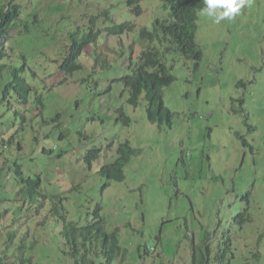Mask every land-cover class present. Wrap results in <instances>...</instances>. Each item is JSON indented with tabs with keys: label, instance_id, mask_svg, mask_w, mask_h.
<instances>
[{
	"label": "rangeland",
	"instance_id": "374dc122",
	"mask_svg": "<svg viewBox=\"0 0 264 264\" xmlns=\"http://www.w3.org/2000/svg\"><path fill=\"white\" fill-rule=\"evenodd\" d=\"M22 1L28 6L38 3L42 17L61 38L78 25L84 31L94 26L102 32L85 48L81 72L68 76L61 86L59 74L46 81L57 91L50 103L58 102V109L66 110L68 136L42 138L39 133L40 147L25 161L28 171L49 182L46 189L65 193L62 202L69 220L84 225L101 205L108 230L120 228L125 248L115 264H192L191 240L201 242V226L217 232L220 200L225 199L227 211L219 218L231 217L228 204H239L234 183L245 191L254 184L250 208L255 219L242 235V247L255 242L264 232V0H250L233 20L219 24L198 14L201 65L195 70L178 51L166 53L164 61L176 77L165 88L172 114L157 123L151 121L145 103H129L130 92L114 79L136 68L143 49L140 29L151 28L158 18L169 19V0H140L141 15L129 0ZM5 2L0 0V7ZM123 22L131 23L132 30L112 34L106 29ZM91 79H100V85ZM85 86L89 93L82 91ZM80 94L88 96L81 106L70 103ZM121 109L131 116L129 125L119 119ZM52 113L53 109L48 115ZM127 140L141 151L126 165V179L104 188L106 178L96 172L104 161L115 159ZM95 148L102 154L89 169L86 157ZM52 207L51 201L34 208L27 201L4 203L2 210L8 212L0 227H35L30 231L41 240L39 264H72L54 250L53 244L62 243L63 222L55 224ZM164 218L173 221L163 223ZM211 245L215 248L217 242ZM261 249L264 253V243Z\"/></svg>",
	"mask_w": 264,
	"mask_h": 264
},
{
	"label": "trees",
	"instance_id": "16d2710c",
	"mask_svg": "<svg viewBox=\"0 0 264 264\" xmlns=\"http://www.w3.org/2000/svg\"><path fill=\"white\" fill-rule=\"evenodd\" d=\"M138 1L129 0L128 5L140 15L142 7ZM167 6L170 8L169 19L158 18L151 28L140 29L143 49L136 68L132 73L114 79L122 82L130 92L132 106L146 104V112L154 123L172 114L165 102V88L172 85L176 77L164 61L166 53L178 51L193 62L195 70L199 69L204 55L196 39L197 18L205 7L204 0H170ZM41 12L38 3L28 6L22 0H6L0 7V220L3 223L8 212L2 210L4 203L27 201L34 208L46 207L51 201L55 224L63 222L62 243L53 244L56 254L62 253L72 264H115L125 253V248L121 243L120 228L108 230L103 207L98 205L94 218L84 225L69 220L62 202L65 193H51L46 189L49 182L40 173H31L26 168V157L36 153L42 138L51 134L60 138L68 136L66 110L58 109V102L50 103L57 91L47 87L46 81L59 74L61 86L68 76L81 72L85 48L98 41L102 34L94 26L84 31L86 28L78 25L74 29L65 28L69 34L61 38ZM102 14L100 12L98 16ZM132 27L131 23L123 22L108 25L106 29L112 34H123ZM96 59L102 60L100 57ZM107 65L110 66L108 62ZM91 80L97 86L101 83L100 79ZM84 89V93H89V87ZM87 97L80 94L70 103L81 106ZM52 109L53 113L48 115ZM120 112L119 119L129 125L131 116L123 109ZM39 133L43 134L41 139ZM244 144L247 145L245 141ZM30 145V149L25 150ZM140 151L127 140L120 144L115 159L100 164L96 173L106 178L104 188L113 181L126 179V165ZM101 154L100 148L89 152L86 157L89 169L94 168ZM252 188L245 191L243 186L241 190V186L234 183L232 191L239 194V204L236 205L235 201L228 204L232 209L231 217L219 218L227 211L224 209L225 199H219L215 210L219 228L214 233L201 226L204 229L201 242L197 244L191 240L194 250L192 264H264L261 249L264 232L255 242L248 241L242 247V235L255 219L250 208ZM172 221V218L163 219V223ZM11 226L0 227V264H39L36 257L41 240L30 231L35 227L24 230L21 225L13 229ZM6 228L9 231L4 238ZM212 240L217 242L215 248L211 245Z\"/></svg>",
	"mask_w": 264,
	"mask_h": 264
},
{
	"label": "clouds",
	"instance_id": "9594fccd",
	"mask_svg": "<svg viewBox=\"0 0 264 264\" xmlns=\"http://www.w3.org/2000/svg\"><path fill=\"white\" fill-rule=\"evenodd\" d=\"M249 2L250 0H204L205 7L200 10V14L212 18L214 23L219 24L225 19L229 21L233 20ZM138 4L142 7L140 0ZM168 4L169 2L166 4V7H168Z\"/></svg>",
	"mask_w": 264,
	"mask_h": 264
},
{
	"label": "built area",
	"instance_id": "2783aa9c",
	"mask_svg": "<svg viewBox=\"0 0 264 264\" xmlns=\"http://www.w3.org/2000/svg\"><path fill=\"white\" fill-rule=\"evenodd\" d=\"M0 256H2V255L0 254Z\"/></svg>",
	"mask_w": 264,
	"mask_h": 264
}]
</instances>
